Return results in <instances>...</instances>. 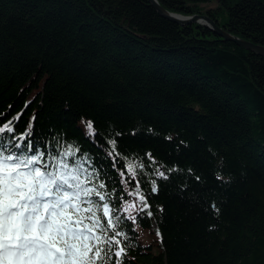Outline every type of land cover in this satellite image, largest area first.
Returning <instances> with one entry per match:
<instances>
[{
	"label": "trees",
	"instance_id": "obj_1",
	"mask_svg": "<svg viewBox=\"0 0 264 264\" xmlns=\"http://www.w3.org/2000/svg\"><path fill=\"white\" fill-rule=\"evenodd\" d=\"M158 1L264 46V0ZM18 115L46 147L79 145L126 201L119 170L144 163L153 215L124 221L125 264H264V56L149 0H0V124ZM158 166L177 171L152 193Z\"/></svg>",
	"mask_w": 264,
	"mask_h": 264
},
{
	"label": "snow or ice",
	"instance_id": "obj_2",
	"mask_svg": "<svg viewBox=\"0 0 264 264\" xmlns=\"http://www.w3.org/2000/svg\"><path fill=\"white\" fill-rule=\"evenodd\" d=\"M19 118L0 124V264H125L131 241L124 221L135 223L134 212L153 215L138 179L144 163L125 157L121 182L136 181L128 193L135 199L126 201L116 194L111 174L79 145L54 138L46 147L31 122L25 132L16 131ZM82 122L89 136L99 135L93 121ZM107 144L115 169L123 154L114 137ZM174 171L158 166L151 192ZM211 207L219 213L215 203ZM156 235L162 242L159 229Z\"/></svg>",
	"mask_w": 264,
	"mask_h": 264
},
{
	"label": "water",
	"instance_id": "obj_3",
	"mask_svg": "<svg viewBox=\"0 0 264 264\" xmlns=\"http://www.w3.org/2000/svg\"><path fill=\"white\" fill-rule=\"evenodd\" d=\"M152 6L165 18H168L182 26L190 25L193 23H198L207 26L210 28L214 33L217 35L223 37L226 40L233 41L239 46L253 51L261 56H264V46L255 44L253 42H250L246 39L237 37L235 35H232L228 31L224 30L220 26L217 25V23L208 15H192V16H186L181 15L177 13H172L165 9L158 0H149Z\"/></svg>",
	"mask_w": 264,
	"mask_h": 264
},
{
	"label": "rangeland",
	"instance_id": "obj_4",
	"mask_svg": "<svg viewBox=\"0 0 264 264\" xmlns=\"http://www.w3.org/2000/svg\"><path fill=\"white\" fill-rule=\"evenodd\" d=\"M147 241V240H146ZM157 251V250H156Z\"/></svg>",
	"mask_w": 264,
	"mask_h": 264
}]
</instances>
